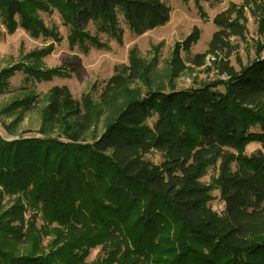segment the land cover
<instances>
[{
  "label": "trees",
  "instance_id": "trees-1",
  "mask_svg": "<svg viewBox=\"0 0 264 264\" xmlns=\"http://www.w3.org/2000/svg\"><path fill=\"white\" fill-rule=\"evenodd\" d=\"M42 12L58 13L69 47L87 53L107 47L101 33L122 42L124 26L135 35L164 26L171 8L164 0H0L6 33L51 40L0 70V96L18 72L29 82L70 76L43 66L63 38ZM248 14L263 35L264 0L230 3L213 18L208 49L189 58L197 67L209 60L213 81L173 84L187 69L182 52L200 39L195 26L175 43L168 88L147 81L157 58L147 66L133 48L97 98L54 85L42 97L26 88L1 108L14 138L0 134V264H264V44L247 63L237 57L238 69L229 59ZM32 111L41 115L38 135L16 133ZM254 142L261 148L247 154ZM209 168L217 173L207 184Z\"/></svg>",
  "mask_w": 264,
  "mask_h": 264
},
{
  "label": "rangeland",
  "instance_id": "rangeland-1",
  "mask_svg": "<svg viewBox=\"0 0 264 264\" xmlns=\"http://www.w3.org/2000/svg\"><path fill=\"white\" fill-rule=\"evenodd\" d=\"M164 1L171 8L170 20L167 24L142 35H135L124 26L122 42L101 33L100 38L107 43V47L99 49L91 46L87 53L82 52L79 48L71 49L69 47L66 40L67 28L62 25L58 13L42 12L41 17L45 23L48 26L56 25L63 38L61 42L55 43L53 52L43 59V66L45 68L61 66L68 71L70 76L55 77L51 81L29 82L26 80L24 73L18 72L10 79V92L0 96V110L4 105L10 103L12 99L21 97L26 88H33L42 97L54 85H67L77 99H81L86 93L97 98L106 81L113 75L114 67L128 63L129 53L133 48L137 49L139 57L146 60L147 66L157 58L153 71L148 73L147 81L153 85L157 81L160 86L168 88L173 77L171 74V60L175 43L182 41L195 26L200 29V39L192 46L190 54L182 52L187 69L177 75L173 84L178 88L194 87L219 77L217 70L212 68L208 59L204 66L197 67L189 62V58L191 59L194 54L203 53L208 49V43L213 33L217 30L213 23L215 15L228 8L230 3L240 4L242 0H220L218 2L202 0L203 15L195 6L194 0ZM91 31L95 32L94 29H91ZM0 32V70L21 61L23 54L43 48L51 43L50 39H44L43 37L32 38L21 28H18L14 33H6L1 23ZM232 40L234 43L239 44V49L229 59L231 64L238 69L237 57L243 63L254 59L256 57V43L259 41L264 44V34H258L257 24L248 14L245 39L233 37ZM156 45L161 46L160 48H154L153 46ZM220 89L223 90V87H220ZM11 120L12 118L10 117L0 116V134L7 139L14 137H9L2 123H9ZM40 123V113L37 111L29 112L24 121L19 124L16 133L27 131L24 135L37 136V129ZM260 148L261 145L257 142L251 143L246 147V153L252 154ZM148 157L156 162L161 160L158 153H151ZM216 173L217 171L214 168H209L202 181L207 184L210 183L211 177ZM213 195L215 199L211 202V205L214 209L221 212L224 208V202L220 199L217 190L213 191ZM40 223L41 221H39ZM99 251L100 247L92 249L87 260L92 261L95 259Z\"/></svg>",
  "mask_w": 264,
  "mask_h": 264
}]
</instances>
